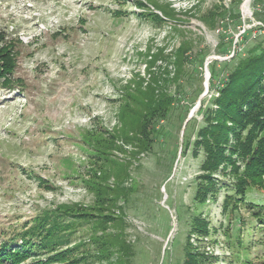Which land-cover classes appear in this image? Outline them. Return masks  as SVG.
I'll return each instance as SVG.
<instances>
[{"label":"rangeland","instance_id":"obj_1","mask_svg":"<svg viewBox=\"0 0 264 264\" xmlns=\"http://www.w3.org/2000/svg\"><path fill=\"white\" fill-rule=\"evenodd\" d=\"M0 31L15 42L19 78L0 89V241L56 205L93 206L109 187L114 205L72 239L105 249L89 264H264L253 215L264 187L224 210L236 176L218 165L204 193L210 146L197 143L230 70L264 45V0H0ZM166 95L172 104L140 149L120 108ZM112 135L115 147L94 154ZM101 216L104 245L87 240Z\"/></svg>","mask_w":264,"mask_h":264},{"label":"trees","instance_id":"obj_2","mask_svg":"<svg viewBox=\"0 0 264 264\" xmlns=\"http://www.w3.org/2000/svg\"><path fill=\"white\" fill-rule=\"evenodd\" d=\"M145 4L143 1H137L135 6L143 12ZM160 11L164 15L163 11ZM147 14L151 15L153 20H162L156 13ZM209 16L211 19L205 21L213 26L217 14ZM230 17L233 18L231 21L235 19L233 16ZM14 43L13 40L8 39L5 31H0V89H11L14 82L19 80L13 76L16 64ZM180 54H182L181 50L177 55ZM212 62L208 64L211 76L214 73ZM211 63L213 65H210ZM147 91L154 94L155 90L151 87ZM138 93L145 95L142 91ZM171 104V99L166 95L151 98L149 102L135 101L136 109L128 104L121 107L122 132L128 130L137 134L138 147L148 148L147 133L151 132L155 122L167 113ZM214 104L217 106V111L208 112L206 120L209 121V125L205 131H199L201 137L197 143L205 148L210 146L209 150L207 149L208 157L202 164V168L209 172L201 175L203 181H206L203 187L204 193L207 190L206 186L212 181L210 173L218 165L231 167V171L236 176L233 193H226L224 196L225 210L230 205L235 208L243 202L254 188L264 187V45L259 47L258 52L250 49L245 56L238 59L228 74L227 82L219 89ZM213 112L214 116L210 118ZM131 118L133 122L130 121ZM111 137L114 139H104V144L96 141L99 147L93 145L94 154L102 157V154H107L105 150L115 147L116 138L114 135ZM229 138L234 140L233 145H228ZM222 148H227L230 154L225 155ZM238 161L241 162L242 168ZM97 188L92 187V189ZM120 188L123 190V187ZM114 191L109 187L105 190L98 188L93 206L86 207L77 202H68L56 205L48 211H42L19 230L0 241V264H24L27 261L29 262L27 264H89V261L98 263L99 254L105 249L97 250L96 253L88 247L85 239L79 238L75 241L72 239L77 228L86 221L92 220V212L95 209L103 211L114 205V197L120 193ZM199 192L196 191V198ZM253 215L264 225V203ZM97 218L94 220L97 221ZM99 219L101 224L94 226L87 240L104 245L109 243L110 238H106L103 233L104 217L101 216ZM96 227H101L103 234H97ZM127 249L123 246L121 251ZM195 260V256L191 254L190 261L195 262Z\"/></svg>","mask_w":264,"mask_h":264}]
</instances>
